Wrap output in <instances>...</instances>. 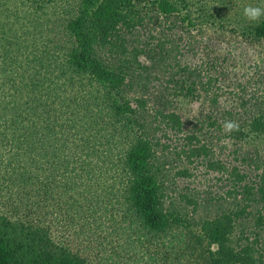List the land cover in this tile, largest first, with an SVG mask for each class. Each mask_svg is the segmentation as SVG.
<instances>
[{"label":"trees","instance_id":"16d2710c","mask_svg":"<svg viewBox=\"0 0 264 264\" xmlns=\"http://www.w3.org/2000/svg\"><path fill=\"white\" fill-rule=\"evenodd\" d=\"M199 3L0 0V264H98L56 239L52 213L71 217L66 188L84 185L92 198L105 172L126 177L149 243L191 207L195 238L207 242L201 264H264V163L241 144L230 159L217 155L231 139L264 135V103L247 125L226 111L239 124L231 133L214 111L197 125L176 110L179 97L213 108L221 97L218 57L185 59L196 57L203 23L228 20ZM242 30L264 40V16H244ZM199 164L222 190L177 187Z\"/></svg>","mask_w":264,"mask_h":264},{"label":"rangeland","instance_id":"374dc122","mask_svg":"<svg viewBox=\"0 0 264 264\" xmlns=\"http://www.w3.org/2000/svg\"><path fill=\"white\" fill-rule=\"evenodd\" d=\"M203 2L208 8L225 15L228 20H220L214 26L203 23V34L200 35L202 42L199 47L198 38L196 39L197 55L186 56L185 59L195 63L199 56L207 57L210 53L212 57H218L220 75L223 77V80H220L221 97L215 108L204 96L200 99L179 97L176 110L184 119L188 118L197 125L206 111H214L222 122L229 120L224 118V113L233 110L236 119L247 125L252 113L257 109L255 104L264 103V40H254L250 34L241 31L244 18V15L242 18L241 15L244 14L246 6H264V0H200L199 5L203 6ZM193 5L195 7L191 6V11L198 7L197 4ZM236 18H241L240 28V20L237 21ZM247 21L250 22L248 19ZM185 38L188 41L194 39H189V34ZM210 132L213 133H208V137L215 143L221 141L218 140L222 136L220 132ZM240 144L246 151L257 153L264 163V135L255 133L246 140L231 139L227 146L218 148L217 155L230 159L232 150ZM220 145L222 144H218V147ZM193 170L192 177L177 179L178 188L197 195L199 193L200 196L203 192L208 193L206 191L214 193L222 190L216 174L207 172L201 164L198 168L194 166ZM171 173L173 174V171ZM94 176L97 177L95 174ZM63 177L64 180L66 177ZM94 180L96 182L92 185V198H84V185H77L75 189L66 188L68 191L64 193L62 201L65 205L73 203L75 206L69 205L71 217H66L64 212L61 216L52 213L56 219L51 231L58 241L67 242L75 252L78 251L98 264L203 263L206 246L202 245L207 242L195 238V235L198 237L201 233V229L197 222L191 221V207L187 208L186 214L181 215L180 224L167 229L166 235L152 237L153 243H149L146 229L135 219L136 214L129 207V200L125 198L126 177L112 176L111 172H105ZM68 181L66 183H69ZM184 217H188L190 222L184 220ZM192 222L196 225L186 226ZM197 240L201 243L198 244ZM134 242L136 245L132 246Z\"/></svg>","mask_w":264,"mask_h":264},{"label":"clouds","instance_id":"9594fccd","mask_svg":"<svg viewBox=\"0 0 264 264\" xmlns=\"http://www.w3.org/2000/svg\"><path fill=\"white\" fill-rule=\"evenodd\" d=\"M244 16L250 21H259L264 16V6H246L244 8ZM222 128L226 133L239 131V124L236 121L226 120L222 124Z\"/></svg>","mask_w":264,"mask_h":264}]
</instances>
